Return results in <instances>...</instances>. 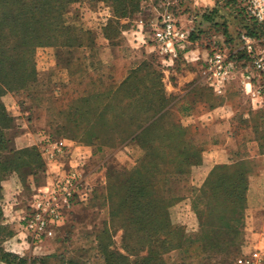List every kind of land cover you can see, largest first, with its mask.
<instances>
[{
	"label": "rangeland",
	"instance_id": "rangeland-1",
	"mask_svg": "<svg viewBox=\"0 0 264 264\" xmlns=\"http://www.w3.org/2000/svg\"><path fill=\"white\" fill-rule=\"evenodd\" d=\"M139 1L136 10L122 16L101 0L71 3L65 15L71 26L69 37L37 47L38 76L2 96L12 116L2 130L5 148L0 152L4 156H13L19 148V133L27 132L26 137H30L41 130L72 140L90 153L85 165L91 188L88 197L73 204L67 219L40 244V250L14 254L37 264L39 260L40 264H238L239 256L264 247V208L248 207L240 238L223 244V250L204 245L208 236L218 232L224 241L227 239L214 225L222 207L216 201L221 198L217 195L213 201V195L202 191V184L206 177L228 166L203 165L205 154L222 145L227 136L242 144L238 153H259V145L264 147V88L256 90L260 77L251 76L253 82L249 83L241 74L242 69H251L239 40L244 22L229 12L243 1ZM227 1L231 9L224 6ZM166 13L187 35L174 43L171 51L153 39L154 28ZM214 51L227 54L232 65L219 83L220 90L214 89L220 77L212 75L208 62ZM127 76L130 80L119 87ZM160 91L164 101L159 100ZM159 104L166 111L158 118L154 134L155 143L160 144L159 156L174 160L170 152L197 151L202 164L184 165L174 160L161 163L152 175L157 197L169 204L170 221L177 227L172 232L149 228L150 222L158 219L155 215L130 213L121 204L123 181L145 153L142 144L128 139L111 143L107 137L95 138L84 131L98 119L101 107L107 109L103 120L110 122L111 108L126 107L132 112L135 107ZM127 121L133 126L138 118L129 114ZM75 122L78 128L72 127ZM176 124L185 131L177 130ZM71 149L78 151L72 145ZM250 160V175L263 171L264 156ZM46 178L41 167L32 174L20 195L25 206ZM207 202L216 204L207 206ZM196 209L208 211L209 220L215 217L213 224L203 228ZM7 232L2 230L1 234ZM0 264L6 263L0 260Z\"/></svg>",
	"mask_w": 264,
	"mask_h": 264
},
{
	"label": "trees",
	"instance_id": "trees-1",
	"mask_svg": "<svg viewBox=\"0 0 264 264\" xmlns=\"http://www.w3.org/2000/svg\"><path fill=\"white\" fill-rule=\"evenodd\" d=\"M74 1L76 0H0V151L5 148L2 130L8 127L12 120L11 114L2 101V96L12 88L25 86L29 80L38 76L35 62L37 47L58 43L57 39L59 38L66 41L71 26L66 22L65 15L69 5ZM101 1L108 3L112 6L113 12L121 16L136 10L140 2L139 0ZM228 1L224 6L231 9ZM229 12L244 22L239 34L243 31L252 37L261 35L255 21L247 16L243 5L239 3ZM128 80H130V76H127L119 84V87ZM118 93L117 91L114 92L115 95ZM131 96L134 95L129 94V97ZM158 97L160 101L165 100L161 91ZM163 108V104L152 105L148 108L135 107L132 112H128L126 107L111 108L109 110L112 120L105 122L102 117L105 116L107 109L101 107L98 109V119H95L92 124H88L84 131L94 135L95 138L107 137L111 143H120L128 139L142 144L145 153L135 170L131 171L130 175L123 181L121 204L130 213L138 212L141 216H147L148 213L150 216L155 215L158 219L150 222L149 228L158 227V230L168 229L172 232L177 230V227L170 221L169 204L157 197L152 175L154 171L160 169L161 163H172L171 161L175 160L177 164L201 165V158L197 151L192 154L183 151H178L176 154L170 152L174 160L159 156V152L161 153L160 144L155 143L154 134L157 133L156 122L158 118L166 112ZM129 114L138 118L133 126L131 122L127 121ZM142 116H144L143 119ZM78 126L79 123L76 122L72 125L75 128ZM154 126L155 129H152ZM176 128L181 132L185 131L179 124ZM44 133L53 136L44 130L39 132V136ZM259 148V153L264 154V147L259 145ZM40 167L45 168V164L35 146L18 148L14 150V155L11 157L4 156L0 152V183L5 178L6 173L10 172L9 174H17L20 181L25 185L29 184L30 177ZM251 172L252 164L249 161L247 163L234 162L228 164L225 170L213 177L205 178L202 191L204 193L209 192L208 196L213 195V201L217 195L221 198L216 201L222 207L219 208V214L216 216L218 218L214 221V225L221 229L222 233L227 234L225 241V238L220 236V232L212 236L207 235L208 237L204 241L205 246L223 250V244L234 242L240 238L241 231L239 229L244 226ZM1 190L2 187L0 186V196ZM216 202L212 204L207 202V206H214ZM195 213L203 228L213 224L215 217L209 220L208 211L196 209ZM141 229L145 230L143 225ZM1 232L2 227H0V236ZM0 260L6 264H37L34 259L7 252L1 247ZM40 262L42 261L39 260L38 264Z\"/></svg>",
	"mask_w": 264,
	"mask_h": 264
},
{
	"label": "built area",
	"instance_id": "built-area-1",
	"mask_svg": "<svg viewBox=\"0 0 264 264\" xmlns=\"http://www.w3.org/2000/svg\"><path fill=\"white\" fill-rule=\"evenodd\" d=\"M243 1L245 12L252 18L259 31V37H252L241 31L239 40L244 50L250 70L242 69L241 74L253 82L251 76L260 77L257 92L264 88V0ZM160 25L153 32L154 41L164 50H174V43L185 40L186 32L178 27L174 18L166 13L161 16ZM228 55L214 51L208 58L216 81L214 89L220 90L222 78L230 73L232 66ZM76 147V146H75ZM75 153L65 139L41 134L39 154L45 164L46 182L35 188L28 199L22 215V225L33 244H41L51 238L64 223L68 212L76 201L85 200L90 193V183L86 179L85 165L90 153L79 146ZM238 264H264V247H254L237 258Z\"/></svg>",
	"mask_w": 264,
	"mask_h": 264
},
{
	"label": "crops",
	"instance_id": "crops-1",
	"mask_svg": "<svg viewBox=\"0 0 264 264\" xmlns=\"http://www.w3.org/2000/svg\"><path fill=\"white\" fill-rule=\"evenodd\" d=\"M26 133L27 132H21L16 137V141L20 144L19 148L35 146L39 152V134H31L32 136L26 137ZM66 143L74 146L76 149L79 148V146L75 147L72 140H66ZM241 145L242 144L239 143L235 137L227 136L222 145H219L210 153L205 154L203 165L209 164L213 166L217 163L230 164L234 162L247 163L248 161L250 162L252 158H257L261 155L264 156V154L253 151L251 153L236 152ZM0 186L2 187L0 196V227H2L3 231H8L0 236V241L2 240L3 242V249L12 252H21L23 254L35 253L36 249H41V245H36L31 242L24 230L22 220L19 219L23 210L26 208L24 203L20 200V195L26 185L20 181L17 174L13 173L5 177L1 181ZM34 186L35 184H33V187ZM247 196V207L249 210L264 208V169L257 175H250Z\"/></svg>",
	"mask_w": 264,
	"mask_h": 264
}]
</instances>
